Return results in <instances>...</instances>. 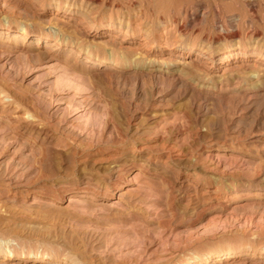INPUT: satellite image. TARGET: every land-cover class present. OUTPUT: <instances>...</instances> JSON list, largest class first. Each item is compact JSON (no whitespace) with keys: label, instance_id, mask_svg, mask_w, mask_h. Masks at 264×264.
<instances>
[{"label":"rangeland","instance_id":"obj_1","mask_svg":"<svg viewBox=\"0 0 264 264\" xmlns=\"http://www.w3.org/2000/svg\"><path fill=\"white\" fill-rule=\"evenodd\" d=\"M83 1L0 0V33L48 35L60 24L78 40L42 63L0 48V264H209L221 250L237 254L222 264H264V101L247 76L264 74V60L255 53L220 64L198 54L203 39L236 29V45L263 49L264 0ZM187 11L198 15L196 28L183 25ZM146 25L154 31L144 41ZM230 45L213 44V55ZM89 55L117 66L87 71ZM187 63L188 77L161 72ZM196 83L211 85V110L191 98ZM160 113L161 122L148 124ZM36 123L52 141L45 151L20 132ZM204 130L212 138L203 140ZM125 153L148 157L171 177L128 167L108 185L100 170ZM83 168L101 190L53 186Z\"/></svg>","mask_w":264,"mask_h":264},{"label":"bare ground","instance_id":"obj_2","mask_svg":"<svg viewBox=\"0 0 264 264\" xmlns=\"http://www.w3.org/2000/svg\"><path fill=\"white\" fill-rule=\"evenodd\" d=\"M88 2H89V4H94V0H89ZM88 2H84L83 1L84 4L88 3ZM83 3H81V7L82 8L85 6ZM61 4L60 3H58V4L56 3V7L58 8L57 9L58 11L62 8ZM65 7H68V6H65ZM87 13H88V9L84 12V15L87 14ZM192 13L190 15L188 11L185 12V17H183L182 22H183V25H186V26L191 25L194 28H196L199 25L200 22L197 23L198 15L196 13H194V14H192ZM141 14L142 13L140 11L137 16H141ZM88 17H89V14H88ZM56 20H58V19H55V21ZM53 21H54V18L52 19V22ZM178 21L179 20H175L174 21V24L176 26H179L178 25ZM120 25L122 26L123 24L120 23ZM141 25H143V24H141ZM65 26L60 25V24H55L52 27V29H51V31H50V33L48 35L45 34V33H39L38 35H33V34H30L26 30H23L22 32H16V33H9L10 30H4V32H6V33H4V32L0 33V48L6 49V50L23 51L27 55V58H29L31 61H33V63L34 62L38 63L39 61L42 63V60H47V59H51V58H59L63 54L65 55V53L62 52L64 50H62L60 53H58L61 50V48H62V47L59 48L60 46H66V47H72V48L73 47L76 48L78 46V44H76V43H78V40L76 39L75 36H73L71 34V32L69 31L70 28L69 27L66 28ZM145 27H146V30L144 31V33H145V35L147 37L144 38V41L147 40V39H151L152 33L154 31V30H151L150 26H149L150 29H147L148 25H146ZM107 28H108L107 30L109 32L113 30V26L112 25H108ZM180 28H182V26ZM224 28H226V27H224ZM236 30H238V31H231L230 34H228V36L221 37L222 39L220 38V40L217 39V40H215L213 42L211 41V43H209V42L206 43V40H205L206 38L203 39L201 41L202 42V46L199 45L201 47V49H202L201 52H200V50L198 51V49H195V48H192V47L191 48L189 47L188 49H186L187 50L186 52L187 53H191V52H195L196 53L198 51L199 55H201V54L209 55L213 61H215V60L219 61L220 60V64H223V62H227L228 63L231 60H234V59H237V58H241V57H246L248 55L252 56L255 53H256V56H258V57H260V59L264 60V48L262 49L263 45H260V43H257L256 47L252 51L249 50V48L248 49L247 48L246 49H242L241 48L242 46L238 43L239 40H238L237 45H236V38L239 36V29H236ZM120 31H122L121 28H120ZM137 33H139V32H137ZM258 36H259L258 31L257 30L254 31L253 37L255 38V37H258ZM225 38H226V40L227 39L231 40L230 47L227 48V49H223L222 48L219 52H216L213 55V52H212L213 44L217 43V44L220 45L223 41H225ZM259 40H262L261 42H263L264 35H261V38H259ZM111 47L112 46L108 45V42H105L104 44H102V48L104 50H106L107 53H109V55L112 58L114 57L115 61H116L119 56L116 55V53L111 49ZM70 54H71V50L69 51V54H68V56L66 58L67 62H69V59L71 58ZM131 54H133V53H131ZM131 54L130 55H126V56H130L131 57L132 56ZM133 56H135V55H133ZM133 56L131 58H129V59H135ZM85 61H86L85 62L86 65L85 66L82 65L83 69L85 68L87 71L90 70V72H100V71H102L103 68H108L109 69V68H112V66H113V68H114V66L115 67L117 66L114 63L109 65L108 63H106L105 61H102L98 57H93L91 55L87 56ZM88 64L90 66H87ZM74 65H77V64H74ZM191 66H192L191 63H187L186 65H184L183 69H176L174 67H167L166 71H161V72H166L167 74H170V75L178 74L180 76H184V77L187 76L188 77V71L186 72V69L191 67ZM147 69L148 68H146V70ZM245 75H242V76H245ZM263 75L264 74H260V73H257V72L247 75L248 78H251L252 80L253 79H257V82L253 84V89L255 90L254 92H255L256 98H257L256 101H259V102L260 101H262V102L264 101V76ZM247 76L245 78H247ZM219 83H220V81H219ZM196 87H197L198 91L196 90L195 92H192V95H190L191 98L193 99V101H195L196 98L200 96L201 98L203 97V99L205 100L204 102L207 104V107L209 109H210V107L214 108V104L217 101V98L215 96H213L212 93H211V89H210L211 85L206 84V83H200V84L196 83L194 88H196ZM256 101H254V102H256ZM197 110H198V112H196V114L199 113V109H197ZM164 116H165L164 113L163 114L162 113H160V114H151V115H149V118L146 119V121L148 120L147 121V122H149L148 124L154 126V125L158 124L159 122H161V120H162V118ZM201 118L202 119L206 118V115H203ZM207 122H209V121H207ZM210 123H212V122H209V124ZM201 126H202V124H201ZM207 127H208V124H207ZM137 131H135L133 133V135L137 134V133H140V132H137ZM20 132H22L24 134V136L28 135L30 138H32L34 140V142H36V143L38 142L39 145L43 148V150H44V148L48 149L49 146L52 145V141H49L46 138L47 132L45 130V127L44 126L42 127V125L40 126V123L39 124L38 123L31 124L29 126H21L20 127ZM144 133H146V135H151V132L148 129ZM143 135H145V134H143ZM207 138H212L211 137V132H209L208 130H204V133L202 134V139L204 140V139H207ZM218 139H221V135L220 136L217 135L216 137H213L212 140L216 142V141H218ZM67 159H68L67 161H69V156H68ZM65 160H66V158H65ZM137 166H139L142 169V171H146V170L150 171L151 170L152 172L153 171L156 172V174H158L160 176L159 178H161L162 180H164L166 178L168 179V177L170 176V174L168 173L169 171H167L166 168H158V166H156L155 164L153 165L148 157L142 156V155L136 156L135 154H131V153H125L122 156L114 158V160L111 163H109L108 165L103 167L100 171L102 172V174L104 176L103 178L106 180L107 184L108 185H113V184H115L116 181L119 180V178L121 177L122 173L126 170V168H128V167L129 168L130 167H137ZM67 167H69V165ZM69 169L70 168L67 169V173H66L67 175L70 173ZM61 176H62V174H61ZM78 176H79V178L75 179V180L64 179V177H59L56 181L54 180L55 182H54L53 186H56V187H58L60 189L61 188H64V189L65 188H72V187H76V188H80L81 189V187H83L84 191H86V190L93 191V190H99V189L101 190V185H100L99 181L94 178V175L92 174V172L90 170H88L87 168H83L82 170H80V173L78 174ZM186 182L187 181H183L182 184H181V187L179 189L177 188V192L179 193L178 194L179 196L183 197L185 195V190H186L185 186L187 185ZM252 191H253V189H244V190H242L243 193H247L248 195L252 194L253 193ZM257 191L258 190H256L255 193ZM242 192H239V193H242ZM260 192L264 194V189H260ZM263 194H259L258 196H264ZM221 205H225V204L222 203ZM212 253H213V255H211V257L209 258L210 259L209 260L210 261L209 264L210 263L219 264V263L224 262V261H230L232 259L234 260V258L237 255L234 250H228V251L227 250H221V251H218V252L214 251ZM0 258H2V257H0ZM43 258H45L46 260H51V258L49 256H45ZM58 264H60V263H58ZM75 264H78V263H75Z\"/></svg>","mask_w":264,"mask_h":264}]
</instances>
